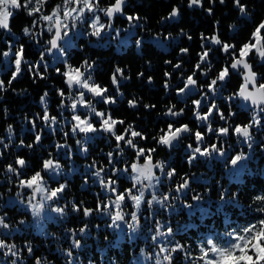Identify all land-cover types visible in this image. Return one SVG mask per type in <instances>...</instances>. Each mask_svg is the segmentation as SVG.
<instances>
[{"label":"trees","instance_id":"trees-1","mask_svg":"<svg viewBox=\"0 0 264 264\" xmlns=\"http://www.w3.org/2000/svg\"><path fill=\"white\" fill-rule=\"evenodd\" d=\"M241 2L247 6L246 16L240 14L234 0H225L223 4L220 0H215L214 4L210 0H203L202 12L189 11V0H127L124 15H118L116 21L130 27L131 23L122 19V16H139L138 22H132L137 30L133 38L137 40L131 41L119 52L114 45L91 43L82 37L78 41L80 46L68 51L67 63L45 68L42 62L38 69L33 68L31 72L29 65L40 62L42 52L44 59L47 55L45 49L48 48L38 39L42 22L32 30V35L25 36L23 28L31 27L33 17L28 16L24 9L14 11L10 20L11 33L0 30V58L3 52L9 50V44L14 52L23 45L24 59L28 63L23 65L21 74L10 85L8 81L13 72L0 73V80L4 81V90H0V140L8 144L6 149L0 144V152H3L0 156V215H4L6 222L11 225L9 229L0 228V239L16 245L19 251L17 264H35L37 258H40L43 264H68L65 252L72 247L70 229L77 230L76 238L81 239L82 244L79 249L72 248L73 264H156L157 259L161 264H168L163 260L164 254L158 257L157 253L161 245L172 248L176 244L183 245L184 250L172 253V264H193L201 254L200 245L207 247V239L211 238L226 246L230 240L227 233L233 230L240 232L259 219H264V213L256 210L261 205L253 199L264 194V113L259 117L261 128L252 129L255 139L252 148L249 149L245 144L240 146L239 138L233 133V129L236 125L251 122L254 110L246 106L239 97L227 99L238 92L241 86L239 77L230 70L223 92H220L216 99L212 98L228 120H221L214 111L210 121L213 129L229 127V135L217 139L216 134L209 133L207 125L197 121L194 115L196 106L193 101L201 100V114L206 113L213 103L202 99L205 92L200 88L207 87L219 71L232 62V57L224 53L221 47L218 50L213 49V54H210V41L202 40L201 34L205 37L218 34L222 41L236 45L238 51L240 46L249 40L254 28L264 20V0ZM62 3L63 0H48L42 11L49 14L57 4ZM100 3L102 7H107L114 3V0H100ZM174 6L180 9L181 17L177 23H171L167 19ZM208 8L212 9L210 15ZM182 34L183 38L177 41L176 38ZM43 37L49 39L46 33H43ZM137 41H140L139 46ZM184 48L188 49L187 53L181 52ZM205 49H209L208 59L201 65V70H197L195 66L200 61L199 54ZM85 60L89 63L95 62L91 70V82L107 88L105 95L115 98V103L110 104L98 98L94 104L96 111L110 114L114 120L124 121V124L116 125L117 135L123 134L129 125L143 133L147 139L133 138L137 148H155L156 151L152 153L153 163L163 161L165 172L173 168L176 170V175L168 179L157 169L156 175L160 176L161 180L156 186L157 195L170 194L169 200L163 208L154 203L151 211L146 203L143 204L138 214L141 227L136 233L130 234L125 225L123 239H120L117 228L108 226L112 223L108 212H97L95 209L98 203L115 200L118 193L132 188L131 164L137 162L136 149L127 146L123 141L118 149L115 137L102 130L99 126L101 119L96 115H92L94 118H91L90 122L98 129L97 132L85 136L77 131L73 135L71 129L74 124V112L70 110L71 100L68 99L73 93L65 83L66 77L63 73L68 70L69 65L85 71L81 67ZM178 63L181 67L175 68ZM251 63L260 78L259 82L264 83V62L260 63L252 58ZM117 67L123 69L124 73L123 77L117 74L119 89L111 80ZM204 71H207V75L203 74ZM193 72L197 85L185 93H179L178 90L184 88L187 77ZM165 82L168 84L167 88ZM59 90L64 91L63 98L59 95ZM45 92L48 93L45 98L47 113L57 118V123L53 126L55 131L41 119L45 115V107L41 102ZM62 100L64 107H61ZM131 100L137 102L134 108L129 106ZM145 105L155 107L146 108ZM173 105L174 111L183 109L185 118L178 121L167 119L165 113ZM79 115L84 119L86 115L90 116L86 110H82ZM32 121H35V129ZM168 124L175 127L187 124L192 129L191 135L170 153L153 139L162 134L161 129L167 130ZM195 131L204 135V142L200 145L202 148L213 143L218 147L222 145L226 155L220 157L213 154L211 158L198 156L197 160L189 165L188 157L191 153L188 145L197 147L193 135ZM65 132L68 133L67 136L64 135ZM37 134L41 136L38 144L35 142ZM21 140L23 145L20 144ZM77 140L81 143L77 144ZM57 144H66L68 147L58 150ZM82 146L87 147L86 153L81 151ZM109 152L113 153L111 164ZM241 152L248 155V159L244 160V167L238 172L233 169L231 171V158ZM18 157L27 161L26 166L20 169L19 176L7 171L9 164L19 167L15 164ZM46 159L59 162V174L43 170V161ZM139 163H144L143 157ZM90 165L94 167H89ZM100 168L104 169L101 175L106 181L109 177L116 181V193L101 187L99 179L93 174ZM113 168L119 171L113 172ZM125 168H128L127 172L124 171ZM37 171L44 176L49 188L67 184L60 199L53 203V206L67 207L63 217L58 214H55V218L46 215L41 224L37 225L35 222L34 225L30 219L32 214L25 204L20 202L26 198L25 193L20 190L19 181L30 178ZM181 177L190 178V187L176 193L175 187L182 183ZM139 187L138 185L137 188ZM133 191L138 194L136 189ZM17 192H21V197H17ZM222 192L225 193L226 199L235 194V201L232 204L222 202ZM194 195H200L202 200H193ZM73 203L79 205L81 211L74 212ZM84 208L93 209L92 215L85 217ZM116 210L113 205L108 211L114 213ZM121 210L129 214L126 219L130 220V213L135 210L131 200L126 199ZM21 220L25 221L23 225L19 223ZM157 221L163 225L160 231L166 232L170 226L173 234L167 239L158 236L154 242L152 236L156 235ZM85 224L87 231L81 237L78 230ZM26 245L32 247V254L28 253ZM5 251L7 249L0 250V264H11L14 258L5 257ZM185 253H189L191 258L186 259ZM196 264L202 262L196 260Z\"/></svg>","mask_w":264,"mask_h":264},{"label":"snow or ice","instance_id":"snow-or-ice-1","mask_svg":"<svg viewBox=\"0 0 264 264\" xmlns=\"http://www.w3.org/2000/svg\"><path fill=\"white\" fill-rule=\"evenodd\" d=\"M127 0H114V3H111L107 7L100 6V0H63L62 4H57L49 14H44L42 11L45 4L48 3V0H0V30H4L6 33H11L10 20L13 17L14 11L24 9L26 10V14L30 17H33L31 27L25 26L23 28V33L25 36L32 35V30L37 27L40 22L46 23V31L52 34V38L47 41L49 45L47 51L51 53L53 50H57L60 54H64V47L61 42L63 41L65 44L69 43L71 37H69V32L75 29L77 22L83 23L86 17V14H91V23L89 27L92 29L89 35L96 36L97 38L101 37L102 33L113 30L112 21L119 14L124 15V7L126 5ZM211 3H215V0H210ZM225 0H220V3L223 4ZM235 6L239 9L241 15H248L247 6L241 2V0H234ZM193 6L203 7V0H189L188 7L191 8ZM208 13L211 14L212 9H207ZM98 13H103L104 16L108 18V23H101V16ZM180 15V9L178 7H173L172 11L169 13L167 19H172L178 17ZM127 20L132 23L134 21L138 22L140 20L139 16H127ZM134 26V25H133ZM235 27V26H232ZM116 34H119V29H115ZM191 39V37H188ZM202 40H209L213 45H220L221 50L229 54L232 57V62L229 65L224 66L219 73L216 75L214 79L208 84L209 91L213 94H216L217 88L216 85L218 82L223 84L230 76V69L236 70L239 72L243 78V83L241 84L238 92L234 93L233 96L228 97V100H232L234 97H239L243 101L248 102L253 110L254 115L252 117L251 122L246 125H236L233 129V133L240 139L243 140L244 143L247 144L248 148L251 149L253 143L255 142L254 136L252 134V129L255 127L257 130L261 128V120L260 114L264 113V83L259 82L258 74L253 70V65L249 62V57L253 54L262 62H264V20H262L251 33V37L249 40L240 46V48L236 49V45L228 44L222 41L219 38V35H213L212 37H205L201 34ZM140 41H137V45L139 46ZM9 50L3 52L4 57H9L12 55L11 52V44H9ZM203 47V45H202ZM182 53H187L188 49H181ZM15 59V71L12 73L11 79L8 81L9 85L13 80H16L17 76H19L22 72V64H27L28 62L24 59V47L21 45L16 52L14 53ZM200 61L196 64V69L201 70V65L205 64L209 56V49H205L202 53L199 54ZM44 61V53L40 54V62ZM40 62H37L36 65H29V71L31 72L33 68L38 69L40 67ZM95 62L89 63V61L85 60L81 65L85 71H81V68H73L71 65L68 66V70L63 73L66 77L65 83L68 85V88L71 90L74 87L80 89H86L90 92L93 97H99L103 100L104 103L110 104L115 103V98L106 96L108 89L105 87H101V85L96 83H90L92 80L91 70L93 68ZM170 63V62H168ZM44 67L47 68L48 65L44 62ZM175 68H180L181 65L178 63L174 66ZM208 70L210 71V65L208 66ZM59 72L60 70L57 69ZM87 73V75H86ZM117 74L123 77V69L117 67L115 72L112 74L111 80L112 84L119 89V80L117 79ZM204 75H207V71L203 72ZM142 76L143 73H140ZM166 76H170L169 73H165ZM192 75L188 76L185 81L184 88L178 90L179 93H185L186 90H189L191 87L197 85V80L193 79ZM41 78H43L41 76ZM151 80V78H149ZM168 87L167 82H165V88ZM0 90H4V81L0 80ZM59 95L63 98L65 93L63 90H59ZM207 93L204 94L202 99L207 98ZM48 96V93L45 92L41 97V102L45 107V115L41 117L43 121L49 126L53 127L57 123V118L54 116H49L47 113V103L45 98ZM68 99L73 100L70 105L71 109L75 112L77 109V105L83 106L85 108H89L91 113H95L97 117L101 119V128L103 131L111 133L115 140L117 141V148H120V142L123 141L127 146L136 149V157L137 162L131 164V171L135 173V175L131 176V180L133 181L132 188L126 189L123 193H118L115 197V200H110L108 203H103L97 205L95 211H107L108 215L111 217L112 223L108 225L109 227H115L117 229L121 228V223L126 224L127 229L130 234L136 233L141 227L140 223V215H138L141 211V207L143 204H147V208L149 211L152 210L153 204H159L162 208L165 207V202L169 200L170 194H165L163 196H158L156 192V185L160 184V176L156 175L155 170L159 169L161 175L166 176L168 179H171L176 175V170L170 169L165 172V163L163 161H157L153 163L152 153L156 151L155 148H150L145 150L144 148H137L136 144L133 141V138L140 137L141 139H147L143 135V133L138 132L129 125L125 128L123 134H116V125L124 124V121L114 120L110 114H106L104 112H97L96 109L92 106L90 101H85L84 92H79L78 99H74L71 95L68 96ZM136 101H129L130 107L136 106ZM196 106V110L194 111V115L197 121H201L207 125V131L209 133H215L217 139L220 137H227L229 135V127H220L218 129H213L211 123L209 122V118L213 115L215 111L221 120H228V117L224 115L223 112L219 110L217 105L213 102L208 111L204 114H201L199 111V107L201 105V100L193 101ZM61 107H64L63 100L61 102ZM145 107H155L154 105H145ZM175 106H171L168 108L165 115H169L172 117H177L183 114V109L180 111H174ZM230 115H235V113H230ZM72 119L76 122L72 125V133L75 135L77 131L80 133H84L87 136L89 133H95L98 129L90 122L89 119H82L79 115H73ZM33 129H35V121H32ZM9 132H11V126H9ZM161 135L158 137H153L158 145L165 146L171 149L176 142H178L181 137L185 133H192V129L189 128L187 124L181 125L180 127H175L173 124H168L167 130L161 129ZM65 136L68 135L67 132L64 133ZM195 137V141L197 143V147L193 148L191 144L188 145V149L190 150V155L188 157V164L191 165L194 161L197 160V157H206L211 158L213 154H218L223 157L226 155V151L223 146H217V144L213 143L209 147H201L200 145L204 142V135L200 131H195L193 133ZM127 137V138H126ZM41 141L40 134H37L35 137V142L38 144ZM81 141L77 140V144H80ZM0 144H3V147L6 149L8 144L4 143L3 140H0ZM23 145V141L20 142ZM29 148L32 145H27ZM68 147L66 144H57L56 148L59 150L61 148ZM82 152H87L88 149L86 146L81 147ZM3 155V152H0V156ZM113 153L109 152V163H112ZM144 158V163L140 164V158ZM248 155L241 152L235 156H233L230 160V163L233 167H236L240 164L241 161L247 160ZM15 164L19 167H13V165L9 164L7 166V171L10 173H15L17 176L20 175V169H23L27 161L23 158H17ZM89 167H94V165H90ZM61 169V165L58 161H54L53 159H46L43 161V170L46 172H55L59 174ZM104 171L103 168L98 169L93 174L99 179V183L101 187L105 190L111 191L112 193H116L117 189L115 187L116 181L112 180L111 177L104 179L101 173ZM119 169L113 168V172H117ZM125 172L128 171V168L124 169ZM182 183L178 184L175 187V192L180 193L184 190L189 189L190 187V178L181 177ZM147 181V184H145ZM87 182V181H85ZM155 182V183H153ZM140 186L137 188V186ZM19 187L21 190L30 189L32 195L27 199V206L30 208L33 216H40L46 209V207L51 211L59 215V217H63L65 215V208L60 206H53V203L58 201L61 197V194L67 188V184H59L56 188H49L46 184L44 176L40 171H37L30 178L24 180L21 179L19 181ZM146 188H151V199L145 200V190ZM134 189L138 192V194H134ZM17 197H21V192H17ZM37 195L40 196V199L33 203V200L36 199ZM131 200L133 208L135 209L130 213V220L126 219V216L129 214L124 213L121 209L124 205L125 201ZM193 200L199 202L202 200L200 195H194L192 197ZM236 196L233 194L231 197L226 199L225 193L222 192L220 196V200L227 204H232L235 201ZM254 202H258L261 206L256 210L260 213H264V194L257 195L254 198ZM21 203L25 201L21 199ZM238 203V201H236ZM115 206L117 209L114 213L108 211L112 206ZM191 207V205H188ZM72 210L74 212L81 211V207L75 203L72 204ZM93 209L84 208L83 214L85 217L92 215ZM148 219V217H145ZM21 225L25 223L24 220L19 222ZM11 227L10 224L6 222V218L4 215H0V228L9 229ZM163 227L162 224L157 221L156 227V235L152 236V240L155 242L158 236H163L167 239L170 235L173 234V229L169 226L166 232L160 231ZM72 234V247L65 252L66 257L68 258V264H73V252L72 248L79 249L82 247L81 239H77V230L70 229ZM79 233L81 237L86 234L87 225L80 228ZM230 237L229 243L224 246L216 243L213 239H207V247L204 245H200V256L196 258V260L201 261L202 264H264V219H259L256 223H252L247 227L240 230V232H236L233 230L232 232L227 233ZM27 251L29 254H32L33 249L30 245H26ZM7 249L4 252V256H11L12 259L11 264H17V260L19 259V251L16 248L15 244H9L5 240L0 239V250ZM184 246L180 244H176L175 247L169 248L167 246L161 245L159 253L163 255V260L167 261L168 264H172L173 256L172 253L183 251ZM185 257L191 258L189 253H185ZM151 256L149 255V259ZM196 260L193 261V264H196ZM35 264H43V261L40 258H37ZM91 264V262H90ZM156 264H161V261L157 259Z\"/></svg>","mask_w":264,"mask_h":264},{"label":"rangeland","instance_id":"rangeland-1","mask_svg":"<svg viewBox=\"0 0 264 264\" xmlns=\"http://www.w3.org/2000/svg\"><path fill=\"white\" fill-rule=\"evenodd\" d=\"M100 6L102 7L101 3H100ZM98 14L101 16V23L107 24L108 23V18H105L103 13H98ZM122 19H127V17L126 16H122ZM90 23H91V14H86L84 22L83 23L77 22L75 29H73L72 31L69 32V37H71L70 42L67 43V44H65L63 41L61 42L62 46L65 49L64 54L63 55L60 54L57 50H53L51 53H49L47 51V49H45V52H46L47 55H46V57H45L43 62H46L48 66L57 65L59 63H67L68 51H70V49L73 48V47L80 46L78 41L82 37L87 38V41L91 42V43H100V44H104V45H109V44L114 45L116 51H119V52L123 50V47L126 48L131 43V41L137 40V39L133 38V35L137 31L135 29V26H133V23H131V26L128 27V26L124 25L121 21L117 22L116 21V17H115L113 19V21H112L113 30L112 31H107L106 30L104 33H102L101 37H99V38H97L96 36L88 34V33H90L92 31V29L89 27ZM46 27H47L46 23L42 22L41 35H39L38 39L40 41L44 42L45 48H48L49 45L47 44V41L52 38V34L48 33L46 31ZM115 29H119L120 30L118 35L116 34ZM43 33H46L49 36V39H46L45 37H43ZM155 39H156V41L158 40L157 38H155ZM158 41H160V40H158ZM11 52H12V55H10L9 57H4L3 55L1 56V58H0V73H9V72L12 73V72H14V69H15V64H14L15 56H14V53L15 52L14 51H11ZM40 63H42V62H40ZM23 65L24 64H22V67H23ZM86 75H87V73H86ZM90 83H92V82L90 81ZM224 83H225V81L223 82V84H220L218 82V84L216 85L217 91H216V94L214 96L209 91L208 86L207 87L203 86L202 88H200L201 90H203V92L208 94L207 98H205V99L207 101L210 100L211 102H213L212 98L215 97V99H216L217 96H220V92H223L222 89H223ZM71 91L73 93L72 97L74 99H78L79 92L83 91L84 92L85 101H90L93 107H94V104H96V101L99 98V97H93V95L90 92H88L86 89H80V88L74 87V88L71 89ZM72 102H73V100H71L70 105L72 104ZM70 110L72 111L71 107H70ZM82 110H86L90 114V116H88V115L85 116L86 119L91 120L92 115L93 116L95 115V113H91V110L89 108H85L83 106H80L79 104L77 105V109L75 110V112L73 111L74 112L73 114L74 115H79V113L82 112ZM212 117H213V115L209 118V122L211 121ZM81 118L84 119L83 116H81ZM74 123H76V122L74 121ZM99 126L101 127V123H100ZM80 134L85 135L84 133H80ZM239 142H240L239 143L240 146H242L244 144L247 145L240 138H239ZM217 156H219V155H217ZM243 167H244V161H241L240 164L237 165L236 167L232 166L231 171L233 169L236 172H238ZM155 172H157V169L155 170ZM133 175H135V173H133ZM153 183H155V182H153ZM145 184H147V181H145ZM22 191L25 193V198H26L25 202H24L25 207L32 214L30 208L27 206V199H28L29 196L32 195V192H31L30 189H24ZM151 193H152V189L151 188H146V190H145V199L146 200H149L151 198ZM39 199H40V196L37 195L36 199L33 200V203H36ZM55 214L56 213L51 212L46 207L45 211L40 216H33V214H32L33 217L30 218L31 219V224L35 225V222H36L37 225H39V224H41L44 221V218H45L46 215L54 217ZM125 225L126 224L121 223V228L118 229V234H119L120 239L124 238Z\"/></svg>","mask_w":264,"mask_h":264},{"label":"water","instance_id":"water-1","mask_svg":"<svg viewBox=\"0 0 264 264\" xmlns=\"http://www.w3.org/2000/svg\"><path fill=\"white\" fill-rule=\"evenodd\" d=\"M125 8V7H124ZM237 8V7H236ZM187 9L189 10V11H200V12H202V9H203V7H197V6H193V7H191V8H189L188 7V4H187ZM209 14V13H208ZM119 15V14H118ZM117 15V16H118ZM210 15V14H209ZM106 17V16H105ZM180 15L178 16V17H175V18H172V19H169V22H171V23H177V22H179V20H180ZM107 18V17H106ZM183 38V34L182 35H179L177 38H176V40H181ZM262 62V61H261ZM231 70V72L233 73V74H235V75H238L239 77H240V80L242 81V83H243V78H242V76H241V74L239 73V72H237L236 70H232V69H230ZM245 102V101H244ZM246 103V105L247 106H249L250 108H252V106L248 103V102H245ZM134 108V107H133ZM166 117H167V119L168 120H170V121H177V120H181V119H183V118H185V115H184V113L182 114V115H180V116H177V117H172V116H169V115H166ZM190 135V133H185L182 137H181V139L180 140H182V139H184L185 137H187V136H189ZM180 140L178 141V142H176L175 144H174V146L171 148V149H169V148H167L166 147V149H167V151L168 152H171L174 148H176L177 147V145L179 144V142H180Z\"/></svg>","mask_w":264,"mask_h":264},{"label":"flooded vegetation","instance_id":"flooded-vegetation-1","mask_svg":"<svg viewBox=\"0 0 264 264\" xmlns=\"http://www.w3.org/2000/svg\"><path fill=\"white\" fill-rule=\"evenodd\" d=\"M209 44L212 46V49L210 50V54H213V49H215V50H218V48L219 47H221L220 45H213L212 43H210L209 42ZM216 55H218V54H216ZM252 58L255 60V61H259L260 62V60L253 54L252 56H250L249 57V62L251 63V61H252ZM261 63V62H260ZM252 64V63H251ZM240 79V78H239ZM241 81V80H240ZM241 84H242V81H241Z\"/></svg>","mask_w":264,"mask_h":264}]
</instances>
